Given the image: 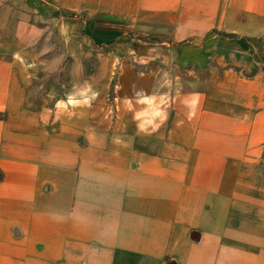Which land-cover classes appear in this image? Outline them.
Here are the masks:
<instances>
[{"label": "crops", "instance_id": "1", "mask_svg": "<svg viewBox=\"0 0 264 264\" xmlns=\"http://www.w3.org/2000/svg\"><path fill=\"white\" fill-rule=\"evenodd\" d=\"M0 264H264V0H0Z\"/></svg>", "mask_w": 264, "mask_h": 264}, {"label": "rangeland", "instance_id": "2", "mask_svg": "<svg viewBox=\"0 0 264 264\" xmlns=\"http://www.w3.org/2000/svg\"><path fill=\"white\" fill-rule=\"evenodd\" d=\"M42 69H39L38 72V79L36 80L37 82V86H38V90H40V92H43V98L46 102H50V103H54L55 101H57V105L58 106H63L64 102L62 100V97L66 100L67 96H64L62 94V90H64V88H61L60 85H58V81L53 77V74L50 75L49 79H48V74L46 72H44ZM33 101H34V79H33ZM56 91V93H54ZM61 97V98H59ZM58 99V100H55ZM69 100V98H68ZM71 100V98H70Z\"/></svg>", "mask_w": 264, "mask_h": 264}, {"label": "clouds", "instance_id": "3", "mask_svg": "<svg viewBox=\"0 0 264 264\" xmlns=\"http://www.w3.org/2000/svg\"><path fill=\"white\" fill-rule=\"evenodd\" d=\"M156 115H160L159 113H156ZM149 123H151V121H149ZM141 128H143V126H141Z\"/></svg>", "mask_w": 264, "mask_h": 264}]
</instances>
